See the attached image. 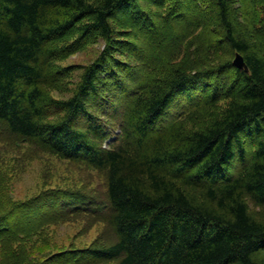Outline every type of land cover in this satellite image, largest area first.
Instances as JSON below:
<instances>
[{
    "label": "trees",
    "instance_id": "1",
    "mask_svg": "<svg viewBox=\"0 0 264 264\" xmlns=\"http://www.w3.org/2000/svg\"><path fill=\"white\" fill-rule=\"evenodd\" d=\"M163 1L0 0V135L105 184V201L54 190L0 216L5 264H38L25 239L81 215L103 229L68 264H264V0H173L157 31L143 4ZM117 15L144 41L117 39ZM98 37L68 89L59 62Z\"/></svg>",
    "mask_w": 264,
    "mask_h": 264
},
{
    "label": "rangeland",
    "instance_id": "2",
    "mask_svg": "<svg viewBox=\"0 0 264 264\" xmlns=\"http://www.w3.org/2000/svg\"><path fill=\"white\" fill-rule=\"evenodd\" d=\"M172 1L164 0L159 6L144 2L143 8L148 17L151 16L150 22L157 31H162L159 20L162 21L161 18H165L162 14L167 11V8L173 6ZM191 16L193 17L192 12L189 16L186 15L187 20L192 19ZM112 25L118 31L117 39L121 38L123 41L131 39L134 35L131 40L133 43L144 41V38H140L139 31L135 30L134 34L132 30L128 29L130 20L125 17L117 15V19L112 21ZM105 46L106 43L100 37L88 39L82 43L74 42L71 45L68 56L59 62V65L68 69L69 75L65 80L68 89L74 87L80 79L83 68L92 63ZM55 95L58 98H67L69 93L65 91L62 95ZM5 139L3 135H0V216L3 218L7 217L9 213L12 215L18 211L26 212L22 210L31 209L35 202L39 203L38 200L42 199L46 192L51 194L54 190H72L75 193L91 197L94 199L93 201L95 199L96 202L105 201V184L102 173L87 169L79 164L60 160L26 145L14 146L7 143ZM36 197H38L37 200H35ZM250 209L253 213L257 212L252 206ZM31 214L32 217L28 215L31 223L45 217V215L36 216L39 214L36 212H31ZM18 222H20L19 225L23 224L25 217L20 218ZM53 223L47 222L39 227L33 235H29V238L25 239L26 241L22 245L27 249L26 254L38 264H68L67 259L86 251L99 238L103 229L101 222L92 218H89L88 221L83 215L72 216L67 221L54 225ZM15 246L13 244L0 246V264L7 262V259L2 257L4 255L2 249L6 247L14 249ZM74 257L76 256H73L72 259Z\"/></svg>",
    "mask_w": 264,
    "mask_h": 264
},
{
    "label": "bare ground",
    "instance_id": "3",
    "mask_svg": "<svg viewBox=\"0 0 264 264\" xmlns=\"http://www.w3.org/2000/svg\"><path fill=\"white\" fill-rule=\"evenodd\" d=\"M174 3H175V2H174ZM184 4H185V3H184ZM174 5H175V4H174ZM186 6H187V5H186ZM174 7H175V6H174ZM189 8H191V7H189ZM186 9H187V7H186ZM172 10H173V9H172ZM196 10H197V9H196ZM188 11H189V10H188ZM197 11H198V10H197ZM201 11H202V10H201ZM193 13H194V12H192V14H193ZM196 13H197V12H196ZM198 13H201V12H198ZM202 13H203V12H202ZM194 14H195V13H194ZM188 16H189V15H188ZM194 16H195V15H194ZM196 16H197V15H196ZM201 16H202V15H201ZM191 17H192V16H191ZM200 18H201V17H200ZM240 18H241V17H240ZM106 20H107V19H106ZM188 20H189V19H188ZM201 20H202V19H201ZM260 20H261V19H260ZM106 22H107V21H106ZM208 23H209V22H208ZM254 23H255V22H254ZM174 24H175V23H174ZM179 24H180V23H179ZM195 24H196V21H195ZM197 24H198V23H197ZM105 25H106V24H105ZM202 25H203V24H202ZM206 25H207V24H206ZM206 25L204 24L203 27L206 26ZM258 25H259V24H258ZM203 27H202V28H203ZM204 28H205V27H204ZM125 31H126V30H125ZM117 32H118V31H117ZM126 32H127V31H126ZM129 32H130V31H129ZM132 33H133V32H132ZM200 33H201V32H200ZM200 33H199V34H200ZM206 33H207V32H206ZM79 34H80V33H79ZM189 34H190V33H189ZM199 34H198V35H199ZM204 36H205V35H204ZM199 37H200V36H199ZM179 38H180V37H179ZM255 38H256V37H255ZM120 39H121V38H120ZM204 39H205V38H204ZM77 40H78V39H77ZM139 40H140V39H139ZM121 41H122V39H121ZM123 41H124V40H123ZM76 42H77V41H76ZM127 42H128V41H127ZM137 42H138V41H137ZM172 42H173V41H172ZM189 42H190V41H189ZM133 44H134V43H133ZM70 46H71V45H70ZM132 46H133V45H132ZM66 47H67V46H66ZM137 51H138V50H137ZM128 54H129V53H128ZM146 54H147V53H146ZM111 56H112V55H111ZM201 56H202V55H201ZM128 58H129V57H128ZM141 58H142V57H141ZM113 59H114V58H113ZM115 59L117 60L116 57H115ZM147 59H148V58H147ZM196 61H197V60H196ZM207 63H208V62H207ZM223 64H224V63H223ZM128 65H129V64H128ZM189 65H190V64H189ZM199 65H200V64H199ZM230 65H231V64H230ZM233 66H234V65H233ZM233 66H232V67H233ZM131 67H132V66H131ZM225 67H226V66H225ZM199 68H200V67H199ZM233 68H234V67H233ZM223 69H224V68H223ZM236 69H238V68H236ZM204 70H205V69H204ZM206 70H207V69H206ZM212 71H213V70H212ZM202 72H203V70H202ZM207 72H208V71H207ZM212 73H213V72H212ZM194 74H195V73H194ZM197 74H199V72H198ZM206 74H207V73H206ZM210 74H211V73H210ZM216 74H217V73H216ZM200 76H201V74H200ZM215 77H216V76H215ZM217 78H218V77H217ZM219 78H220V77H219ZM194 79H195V78H194ZM205 79H206V78H205ZM205 79H204V80H205ZM209 79H210V78H209ZM212 79H213V77H212ZM214 79H215V78H214ZM195 80H196V79H195ZM201 80H202V79H201ZM216 80H217V79H216ZM219 80H220V79H219ZM223 80H224V79H223ZM190 81H191V80H190ZM192 81H193V78H192ZM196 81H197V80H196ZM210 81H212V80H210ZM200 82H201V81H200ZM208 82H209V81H208ZM213 82H214V80L212 81V83H213ZM191 83H192V82H191ZM215 83H216V81H215ZM77 84H78V83H77ZM200 84H202V83H200ZM200 84H199V85H200ZM203 84H204V83H203ZM195 85H198V84L195 83ZM199 85H198V86H199ZM209 85H210V84H209ZM218 85H219V84H218ZM218 85H217V86H218ZM190 86H192V85H190ZM193 86H194V85H193ZM200 86H201V85H200ZM214 86H215V85H214ZM194 87H195V86H194ZM194 87H193V88H194ZM205 87H206V86H205ZM211 87H212V86H211ZM188 88H189V87H188ZM199 88H201V87H199ZM202 88H204V87H202ZM185 89H186V88H185ZM190 89H191V88H190ZM194 89H195V88H194ZM194 89H193V90H194ZM196 89H197V86H196ZM193 90H192V91H193ZM197 90H198V89H197ZM201 90H202V89H201ZM215 90H216V89H215ZM217 90H218V89H217ZM217 90H216V91H217ZM185 91H186V90H185ZM204 91H205V90H203V92H204ZM224 91H225V90H224ZM183 92H184V90H183ZM187 92H188V91H187ZM203 92H200V93H203ZM190 93H191V92H190ZM190 93H188L189 96H190ZM205 93H206V92H205ZM208 94H209V93H208ZM216 94H217V93H216ZM209 95H210V94H209ZM207 96H208V95H207ZM215 96H216V95H215ZM199 97H200V96H199ZM203 97H204V96H203ZM203 97H202L201 100H203ZM223 97H224V96H223ZM216 98H217V97H215V99H216ZM221 98H222V97H221ZM187 99H188V98H187ZM204 99H205V98H204ZM174 100H175V99H174ZM192 102H193V101H192ZM198 102H199V101H198ZM203 102H204V101H203ZM200 103H201V102H200ZM198 104H199V103H198ZM127 124H128V123H127ZM124 125H125V124H124ZM120 126H121V125H120ZM127 127H128V126H127ZM121 128H123V127L121 126ZM126 130H127V128H126ZM128 130H129V129H128ZM123 131H124V129H123L121 132H123ZM123 133H124V132H123ZM120 134H122V133H120ZM124 134H126V133H124ZM117 142H118V141H117ZM76 164H77V163H76ZM82 164H83V163H82ZM105 182H106V181H105ZM106 195H107V194H106ZM106 198H107V197H106ZM88 199H89V198H88ZM92 200H94V199H92ZM92 200H91V201H92ZM95 200H96V199H95ZM88 201H89V200H88ZM84 203H86V202H84ZM87 204H88V203H87ZM95 204H96V203H95ZM95 204H94V205H95ZM83 205H84V204H83ZM89 205H90V203H89ZM94 205H92V206L94 207ZM71 206H73L72 208H70L71 210H72L73 208H75L74 205H70V207H71ZM80 206H82V205H80ZM85 206H86V205H85ZM68 208H69V207H68ZM77 209H78V207L76 208V210H77ZM83 211H84V209H83ZM87 211H88V210H87ZM57 213H58V212H57ZM61 213H62V212H61ZM61 213H60V214H61ZM64 213H65V212H64ZM58 214H59V213H58ZM4 230H5V229H3V231H4ZM99 238H100V237H99ZM83 251H84V250H83ZM76 256H77V255H76ZM68 257H69V256H68ZM71 257H72V256H71ZM78 257H79V256H78ZM80 258L82 259L83 257H80ZM51 259H52V258H51ZM68 259H69V258H68ZM76 259H77V258H76ZM72 260H73V259H72ZM74 260H75V259H74ZM79 260H80V259H79ZM75 261H76V260H75ZM75 261H74V262H75ZM72 262H73V261H72ZM74 262H73V263H74ZM78 262H80V261H78ZM82 262H83V260H82ZM75 264H77V263L75 262Z\"/></svg>",
    "mask_w": 264,
    "mask_h": 264
},
{
    "label": "water",
    "instance_id": "4",
    "mask_svg": "<svg viewBox=\"0 0 264 264\" xmlns=\"http://www.w3.org/2000/svg\"><path fill=\"white\" fill-rule=\"evenodd\" d=\"M233 64L238 67V68H242L244 67V63L243 60L241 58V56L239 54H236L234 60H233Z\"/></svg>",
    "mask_w": 264,
    "mask_h": 264
}]
</instances>
